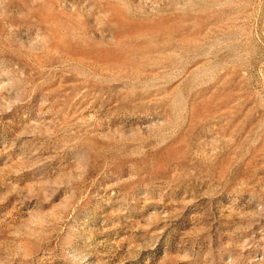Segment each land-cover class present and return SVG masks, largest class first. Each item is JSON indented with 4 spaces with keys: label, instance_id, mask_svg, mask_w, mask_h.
<instances>
[{
    "label": "rangeland",
    "instance_id": "rangeland-1",
    "mask_svg": "<svg viewBox=\"0 0 264 264\" xmlns=\"http://www.w3.org/2000/svg\"><path fill=\"white\" fill-rule=\"evenodd\" d=\"M0 264H264V0H0Z\"/></svg>",
    "mask_w": 264,
    "mask_h": 264
}]
</instances>
